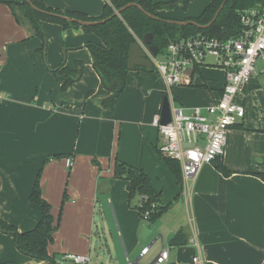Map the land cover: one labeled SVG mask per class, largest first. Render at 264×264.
Returning <instances> with one entry per match:
<instances>
[{
	"label": "crops",
	"instance_id": "0c3cea01",
	"mask_svg": "<svg viewBox=\"0 0 264 264\" xmlns=\"http://www.w3.org/2000/svg\"><path fill=\"white\" fill-rule=\"evenodd\" d=\"M22 1L0 0V218L21 232L35 226L41 211L28 196L40 171L41 195L57 225L47 252L57 264L67 253L90 261L92 252L93 264H150L163 248L168 250L166 264H191L196 254L202 264H264L262 62L257 60L256 74L236 96L245 114L228 128L218 158L230 173L222 174L213 161L184 180L180 164L176 177L158 150L160 136L151 120L160 112L165 85L160 80L152 86L155 69H128L124 89L106 102L110 91L94 70L87 47L88 42L102 45L100 37L82 26L41 21V38ZM42 1L61 13L88 17L99 16L109 4ZM210 1L189 0L186 7L177 3L157 14L191 20ZM136 42L143 40L136 37ZM78 63L80 78L62 89L64 78L55 70L61 65L74 69ZM223 84L219 68H185L172 88L175 104H211ZM116 160L144 169L157 204L167 206L156 220L140 216L141 196L128 197L127 180L114 176ZM144 226L148 231H142ZM178 231L185 242L172 244ZM0 264L44 261L21 253L13 235L0 229Z\"/></svg>",
	"mask_w": 264,
	"mask_h": 264
},
{
	"label": "trees",
	"instance_id": "16d2710c",
	"mask_svg": "<svg viewBox=\"0 0 264 264\" xmlns=\"http://www.w3.org/2000/svg\"><path fill=\"white\" fill-rule=\"evenodd\" d=\"M109 4H104L102 12L97 17H88L78 12L61 13L44 4L42 0H30L37 8L49 12L65 14L72 18L85 21L101 20L113 14L114 9H119L127 3H137L141 8L131 5L126 7L119 15L112 16L104 23L97 25L84 26V30L92 31L100 37L102 45L87 43L90 51L93 67L99 75L104 87L110 91V95L106 98V102L117 96L125 86L126 75L128 73L127 58L132 43L136 42V37L143 39L144 34L151 33V43L158 47V52L165 50L170 41L186 37L191 34L202 33L217 37H228L237 33L239 28V18L237 10L255 6H264V0H226L222 9L218 13L216 19L207 28H198L192 24L179 25L167 22L166 18L159 17L157 11L163 7H172L177 3H181L186 7L189 0H169L160 2L156 0H108ZM223 0H211L202 12L191 18L198 24L208 23ZM24 6L25 14L32 23L36 34L41 38L44 37L41 21H52L62 25V27H78L75 22H70L59 17L47 15L31 8L24 0L21 2ZM81 63L76 68L70 69L59 66L55 72L63 76L62 89L68 87L78 80L81 76ZM162 156V155H161ZM165 163L172 172L179 176L178 161L162 156ZM215 167L224 175H228V171L222 162L217 158L214 160ZM39 173L36 174L33 186L29 193L28 199L31 203L39 206L41 214L35 226L27 231H19L14 225L0 218V229L11 233L14 237L16 248L23 254L44 261V264H57L53 256L47 252V245L53 239V232L57 227L51 214L50 204L42 197L39 185ZM114 176L127 180L128 197L134 195L141 196V205L138 210L143 218L144 211H149V216L145 220L154 221L166 209L165 206L157 204L158 194L154 191L150 184V180L144 169L131 166L120 160H116L114 164ZM264 179V174H260ZM143 196H146L143 199ZM155 206L151 207V204ZM144 219V218H143ZM185 242L180 231H178L171 239L172 244H182Z\"/></svg>",
	"mask_w": 264,
	"mask_h": 264
},
{
	"label": "built area",
	"instance_id": "2783aa9c",
	"mask_svg": "<svg viewBox=\"0 0 264 264\" xmlns=\"http://www.w3.org/2000/svg\"><path fill=\"white\" fill-rule=\"evenodd\" d=\"M237 14L238 31L228 37L191 34L170 41L164 51L155 55L139 42L164 82L170 107L168 123H160V113L151 120L160 136L158 150L179 162L184 180L194 178L203 164L222 157L228 128L245 114L244 105L236 96L249 86L256 74L257 60L264 70V6L239 9ZM188 67L223 70L221 93L211 104L189 108L175 104L172 88L181 82L183 70ZM70 163L66 158V165ZM148 216L149 211H144L143 218ZM63 257L76 264L89 261L88 256L80 254L67 253ZM167 259L168 250L163 248L151 263L166 264ZM191 264H202L198 254L192 256Z\"/></svg>",
	"mask_w": 264,
	"mask_h": 264
},
{
	"label": "water",
	"instance_id": "95a60500",
	"mask_svg": "<svg viewBox=\"0 0 264 264\" xmlns=\"http://www.w3.org/2000/svg\"><path fill=\"white\" fill-rule=\"evenodd\" d=\"M24 1L27 2L31 8L35 9L38 12H41V13H44V14H47V15H51V16H55V17H59V18H62L64 20H67V21H70V22H75L79 26H82V27L104 23L107 20H109L112 16L120 14L126 7L131 6V5H134V6H137V7L141 8L137 3L131 2V3H127L126 5L122 6L119 9H117L109 17L103 18L101 20L85 21V20H81V19H77V18H72V17L67 16L65 14L41 10V9L37 8L36 6H34L30 2V0H24ZM225 1L226 0L222 1V3L220 4L219 8L216 11V13L212 17V19L206 24H198L194 20H190V19L189 20H181V21L180 20H166V21L167 22H171V23H176V24H179V25L192 24V25H194V26H196L198 28H207L216 19L217 15L220 12V10L222 9ZM153 17L158 18V19L160 18V17H157V16H153ZM142 40H143V43L147 45L148 49L151 51V53L153 55H155L158 52V47L151 43V41H152V34L151 33L144 34ZM127 63H128V69L129 70H133L137 66L146 67L148 69H152L153 68L152 62L150 61V59H148L146 57V54H145L143 48L141 47V45L138 42H134V43L131 44L130 49H129L128 58H127ZM159 113H160V123L161 124H166V123H168L170 121V107H169V103H168V97H167L166 94L163 95L161 108H160V112ZM144 229H147V231H148V228H146V226H144L142 228V231ZM150 264H152V263H150ZM183 264H189V263H183Z\"/></svg>",
	"mask_w": 264,
	"mask_h": 264
},
{
	"label": "rangeland",
	"instance_id": "374dc122",
	"mask_svg": "<svg viewBox=\"0 0 264 264\" xmlns=\"http://www.w3.org/2000/svg\"><path fill=\"white\" fill-rule=\"evenodd\" d=\"M152 75H153V77H152V79H151V81H152V86H155V84H154V82H156V84H158V83H160V80H162L161 79V76L155 71V72H153V73H151ZM164 85V84H163ZM174 87V86H173ZM177 104V103H176ZM178 105V104H177ZM96 223L97 224H99V227H101L102 226V224H101V222H100V220H97L96 221ZM95 229H96V226H95ZM94 229V230H95ZM100 230V229H99ZM99 232H101V231H99ZM101 235V234H100ZM97 238V237H96ZM101 238H103L102 237V235H101ZM93 248H94V245H93V247H92V251H93ZM63 257V256H62ZM64 258V257H63ZM94 260H95V253L94 252H92V254H91V258H90V261L87 263V264H93L94 263ZM60 264H76V263H72L70 260H68V259H62L61 261H60ZM79 264H86V263H79Z\"/></svg>",
	"mask_w": 264,
	"mask_h": 264
}]
</instances>
